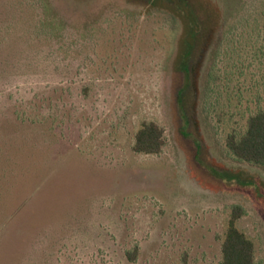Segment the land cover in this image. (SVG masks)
I'll return each mask as SVG.
<instances>
[{"label": "rangeland", "instance_id": "obj_1", "mask_svg": "<svg viewBox=\"0 0 264 264\" xmlns=\"http://www.w3.org/2000/svg\"><path fill=\"white\" fill-rule=\"evenodd\" d=\"M263 65L264 0H0V264H219L235 204L264 264V169L225 143Z\"/></svg>", "mask_w": 264, "mask_h": 264}, {"label": "trees", "instance_id": "obj_2", "mask_svg": "<svg viewBox=\"0 0 264 264\" xmlns=\"http://www.w3.org/2000/svg\"><path fill=\"white\" fill-rule=\"evenodd\" d=\"M261 78L260 105L248 114L241 128H232L226 134L225 143L237 159L264 169V65ZM163 144V128L155 121H143L135 132L132 149L138 153L155 154L160 152ZM243 214L242 206H231L219 264H256L254 243L237 224Z\"/></svg>", "mask_w": 264, "mask_h": 264}, {"label": "flooded vegetation", "instance_id": "obj_3", "mask_svg": "<svg viewBox=\"0 0 264 264\" xmlns=\"http://www.w3.org/2000/svg\"><path fill=\"white\" fill-rule=\"evenodd\" d=\"M152 4H155L157 0H149Z\"/></svg>", "mask_w": 264, "mask_h": 264}]
</instances>
